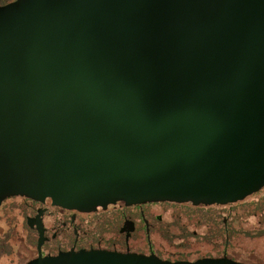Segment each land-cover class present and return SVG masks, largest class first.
<instances>
[{
	"label": "water",
	"instance_id": "1",
	"mask_svg": "<svg viewBox=\"0 0 264 264\" xmlns=\"http://www.w3.org/2000/svg\"><path fill=\"white\" fill-rule=\"evenodd\" d=\"M264 187V0L0 7V206L236 203ZM26 264H241L90 250Z\"/></svg>",
	"mask_w": 264,
	"mask_h": 264
},
{
	"label": "flooded vegetation",
	"instance_id": "2",
	"mask_svg": "<svg viewBox=\"0 0 264 264\" xmlns=\"http://www.w3.org/2000/svg\"><path fill=\"white\" fill-rule=\"evenodd\" d=\"M14 1L0 0V7H4ZM263 189L264 187L259 192L241 201L226 205L212 204L195 207L190 204L169 202L147 203L130 207L109 206L104 210L98 209L93 213H79L54 207L49 200L45 203H38L29 199L15 197L10 199H19L21 202L19 205L12 204L8 211H17L18 215L23 218L26 242L28 244L30 242L31 246L33 245V249L35 248V255L28 259L27 262L37 257V243L39 239L36 225L32 223L33 225L30 226L29 221L39 220L43 237V244L40 248L42 257L56 256L59 253L69 251L102 250L146 257L155 256L162 261L169 262H194L199 259L226 258L237 263L249 264L237 261V258L230 256L229 247L233 235L239 232L237 221L240 218L241 212L237 210V207L248 198L257 196ZM256 202L254 204L255 212H261L262 207H264V199ZM181 206L185 210L184 214L187 215H189L187 211L192 208L213 209L215 211V216L210 215L209 221L213 224L212 226L214 227L215 234L218 236L217 238L224 237L225 243L219 247L221 252H218L220 253L203 257L198 256L196 259L191 260L188 259L189 254L185 255L180 252L170 254L163 251L161 247H155L156 243L161 244L168 241L170 237H176L173 234L174 228L177 229V227L181 226L182 217L180 215L178 216L179 220L174 219V215H170V222L164 224L163 207L176 208ZM203 215L201 216L202 219H204L206 214ZM100 216H103V218H98ZM204 221L206 220L204 219ZM183 227L187 228L186 225H183ZM257 228L256 233H258V236L264 235V219L257 221ZM192 237H195V232L191 235ZM183 238L186 239L188 237L185 235Z\"/></svg>",
	"mask_w": 264,
	"mask_h": 264
},
{
	"label": "rangeland",
	"instance_id": "3",
	"mask_svg": "<svg viewBox=\"0 0 264 264\" xmlns=\"http://www.w3.org/2000/svg\"><path fill=\"white\" fill-rule=\"evenodd\" d=\"M261 199H264V189L257 196L248 198L237 207V210L241 212L237 221L239 232L233 235L229 247L230 256L237 258V261L264 264V235L258 236L256 233L257 221L264 219V207L261 212H255L254 206L255 202H259ZM20 202L19 199H10L5 201L0 208V264H25L36 253L33 245L26 242L23 218L18 215L17 211H8L12 204L19 205ZM163 208L164 224L170 222V215H174V219L178 220L180 215L182 217L181 226L177 229L174 228L173 234L176 237H170L168 241L161 244L156 243V248L161 247L163 251L170 254L179 252L185 255L189 254L188 259L191 260L198 256L217 255L221 252L219 247L225 243L224 237L217 238L213 224L209 221L210 215L215 216L213 209L192 208L187 211L189 214L187 215L184 214L185 210L182 206ZM203 214H206L204 217L206 221L201 218L204 216ZM98 218H103V216ZM183 225H186L187 228ZM194 232L195 237L191 238ZM185 235L188 238H183Z\"/></svg>",
	"mask_w": 264,
	"mask_h": 264
}]
</instances>
